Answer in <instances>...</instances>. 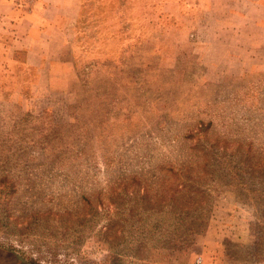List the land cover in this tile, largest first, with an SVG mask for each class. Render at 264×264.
Instances as JSON below:
<instances>
[{"label": "rangeland", "instance_id": "rangeland-1", "mask_svg": "<svg viewBox=\"0 0 264 264\" xmlns=\"http://www.w3.org/2000/svg\"><path fill=\"white\" fill-rule=\"evenodd\" d=\"M198 1L79 0L74 83L0 91V264H264L258 31Z\"/></svg>", "mask_w": 264, "mask_h": 264}, {"label": "crops", "instance_id": "crops-1", "mask_svg": "<svg viewBox=\"0 0 264 264\" xmlns=\"http://www.w3.org/2000/svg\"><path fill=\"white\" fill-rule=\"evenodd\" d=\"M198 2L202 8L214 6L213 0ZM219 6L228 8L240 23L238 35L254 39L246 29L258 31L250 47L264 55V0H220ZM79 8V0H0V91L32 88L44 76L57 89L74 83L66 35L76 23ZM244 55L246 58H242ZM237 59L241 70V65L252 64L256 58L241 53Z\"/></svg>", "mask_w": 264, "mask_h": 264}]
</instances>
